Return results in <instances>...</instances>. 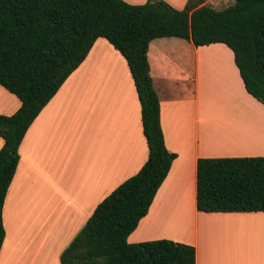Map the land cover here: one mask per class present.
I'll use <instances>...</instances> for the list:
<instances>
[{
    "label": "crops",
    "instance_id": "crops-1",
    "mask_svg": "<svg viewBox=\"0 0 264 264\" xmlns=\"http://www.w3.org/2000/svg\"><path fill=\"white\" fill-rule=\"evenodd\" d=\"M165 1L181 9L187 0ZM147 58L164 144L175 158L127 241L170 239L193 245L196 264H264L263 211L196 208L198 158L264 156L263 104L245 90L224 43L195 46L182 38H155ZM223 96L236 105L223 104ZM242 101L261 121H245L251 112L245 114ZM20 104L0 85V114L10 115ZM3 143L0 137V148ZM147 154L126 60L99 37L19 145L2 209L0 264H60L61 252L97 204L134 175Z\"/></svg>",
    "mask_w": 264,
    "mask_h": 264
},
{
    "label": "trees",
    "instance_id": "trees-1",
    "mask_svg": "<svg viewBox=\"0 0 264 264\" xmlns=\"http://www.w3.org/2000/svg\"><path fill=\"white\" fill-rule=\"evenodd\" d=\"M205 2L187 0L177 9L165 0H0V85L21 102L14 113L0 114V248L2 209L19 145L41 109L103 37L126 60L148 154L134 175L97 204L61 252L60 264H196L193 245L170 239L130 243L127 236L147 214L175 158L160 125L147 58L151 40L224 43L245 90L264 106V0H233L222 9ZM196 208L264 212V156L198 158Z\"/></svg>",
    "mask_w": 264,
    "mask_h": 264
},
{
    "label": "rangeland",
    "instance_id": "rangeland-1",
    "mask_svg": "<svg viewBox=\"0 0 264 264\" xmlns=\"http://www.w3.org/2000/svg\"><path fill=\"white\" fill-rule=\"evenodd\" d=\"M206 4H208L209 6L215 8V9H222V8H225L229 5H231L233 3V0H206L205 2ZM223 104L225 105H233L235 106L236 105V101L235 100H232V98L228 97V96H223L222 100ZM240 106L244 107L245 110V114L246 112H251V114H254L255 113V110H253L252 108L250 107H253L251 106V104H249L248 102L247 103H244L243 101L239 103ZM257 113V112H256ZM254 114L253 116H251V114L248 113V117L250 118H246L245 117V121H261L260 118H259V115L258 114ZM237 128V127H236Z\"/></svg>",
    "mask_w": 264,
    "mask_h": 264
}]
</instances>
